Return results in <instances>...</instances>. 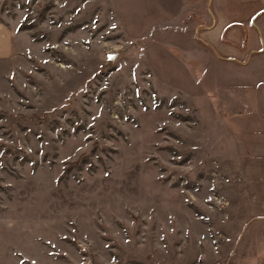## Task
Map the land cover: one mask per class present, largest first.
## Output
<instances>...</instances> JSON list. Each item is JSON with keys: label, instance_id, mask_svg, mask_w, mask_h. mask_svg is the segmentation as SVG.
Instances as JSON below:
<instances>
[{"label": "rangeland", "instance_id": "1", "mask_svg": "<svg viewBox=\"0 0 264 264\" xmlns=\"http://www.w3.org/2000/svg\"><path fill=\"white\" fill-rule=\"evenodd\" d=\"M157 1L164 31L191 28L180 0ZM116 8L0 0V264H264L249 236L239 244L252 163L240 147L264 112L233 85L264 68L232 67L264 44L226 64L201 43L152 60L163 28L141 41L127 3Z\"/></svg>", "mask_w": 264, "mask_h": 264}, {"label": "crops", "instance_id": "2", "mask_svg": "<svg viewBox=\"0 0 264 264\" xmlns=\"http://www.w3.org/2000/svg\"><path fill=\"white\" fill-rule=\"evenodd\" d=\"M180 1L188 11L187 17L189 19H187L189 24H192L190 29L193 28L191 31L187 24L183 25L182 30H177L176 32H168V29L164 31L168 27L166 22L169 18L164 16V10L157 0H114L117 8L119 4L127 3L133 14L132 18L134 20L138 19V23L132 25L134 28L138 26V31L136 29L132 30L129 25L127 26L131 36L143 41V38L149 36L153 29L163 28L164 32L157 31L153 34L156 41L154 48L152 46L150 49L149 46L145 47L146 54L147 56L149 55L150 59L152 57L155 59L156 52L163 55L167 53L164 46L169 45L182 50L186 48V51L195 49L200 51L201 46L199 44L201 43L202 45L210 46L214 50V52H211L205 49L206 53L201 51L204 59L214 63L217 61L220 64H226L221 62L220 59L242 61L247 54L256 52L259 46L263 47L264 0ZM117 8V13L122 18L124 12H120V9ZM188 14L191 15L188 16ZM126 20L128 21V16L126 17L125 15ZM123 25H126V23ZM245 37H247L246 47L242 48ZM10 57L9 39L6 38L0 28V62ZM168 58L176 60L172 55L168 56ZM189 59L195 60L196 58L190 56ZM210 67L204 74L206 76H209V74L215 76L216 68L214 65ZM232 67L235 71H238V69L240 71H249L253 68H264V54L252 57L249 64L244 68H240L235 64ZM166 76L170 77L169 74ZM233 85L235 87L236 100H239L240 104L244 102L245 107H255L256 105L259 111L264 112V80H257L256 84L253 85L238 84L236 81ZM248 98H250L249 102ZM218 102L221 103L220 100ZM240 119L243 118L241 117ZM260 119V127L251 132L252 138H256V140L251 143L250 148L243 142H241L240 147L241 154L245 153L251 156L252 163L251 168L249 170L245 169L243 172L245 177L247 176L246 179L249 184L248 196L246 194L245 196L243 194L240 197L238 196L242 204L245 205L244 211L241 212L242 218L240 222L243 225L239 234V244L244 236H249L251 238V245L249 246L251 249L249 252L251 253L254 251L264 253V116ZM248 172L249 175H247ZM242 188L245 190L244 185H242ZM248 204L250 205L249 209L246 207ZM248 215L249 218L247 219ZM256 237L259 238L256 239L257 243L255 242Z\"/></svg>", "mask_w": 264, "mask_h": 264}, {"label": "trees", "instance_id": "3", "mask_svg": "<svg viewBox=\"0 0 264 264\" xmlns=\"http://www.w3.org/2000/svg\"><path fill=\"white\" fill-rule=\"evenodd\" d=\"M246 41H247V37H245L244 39V42H243V45H242V48H245L246 47ZM211 52H214V50L210 47V46H207L206 44H204Z\"/></svg>", "mask_w": 264, "mask_h": 264}]
</instances>
